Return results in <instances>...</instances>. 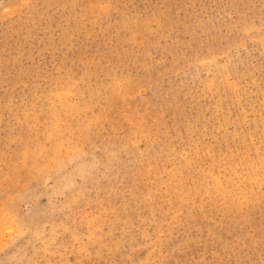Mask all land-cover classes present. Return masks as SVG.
Wrapping results in <instances>:
<instances>
[{
    "label": "rangeland",
    "instance_id": "374dc122",
    "mask_svg": "<svg viewBox=\"0 0 264 264\" xmlns=\"http://www.w3.org/2000/svg\"><path fill=\"white\" fill-rule=\"evenodd\" d=\"M0 264H264V0H0Z\"/></svg>",
    "mask_w": 264,
    "mask_h": 264
}]
</instances>
